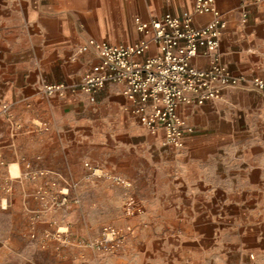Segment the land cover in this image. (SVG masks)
Masks as SVG:
<instances>
[{
  "label": "crops",
  "instance_id": "0c3cea01",
  "mask_svg": "<svg viewBox=\"0 0 264 264\" xmlns=\"http://www.w3.org/2000/svg\"><path fill=\"white\" fill-rule=\"evenodd\" d=\"M214 1L221 60L264 78V0ZM194 5L0 0V264H264L262 93L229 87L180 105L194 131L176 147L143 125L122 84L95 101L42 91L82 80L99 61L89 40L147 38L136 17L213 18Z\"/></svg>",
  "mask_w": 264,
  "mask_h": 264
},
{
  "label": "built area",
  "instance_id": "2783aa9c",
  "mask_svg": "<svg viewBox=\"0 0 264 264\" xmlns=\"http://www.w3.org/2000/svg\"><path fill=\"white\" fill-rule=\"evenodd\" d=\"M194 11L210 12L213 18L196 26L191 14L166 13L147 21L136 17L138 31L147 38L133 43L89 40L82 50L94 47L99 61L81 81L44 83L43 93L56 96L83 91L95 101L101 89L122 84L143 125L152 133L161 132L165 144L183 147L194 127L179 113L180 105L203 104L218 99L229 87L244 85L264 95V78L234 74L221 60L218 49L226 23L215 1L195 0ZM151 42L156 51L143 57ZM200 56L206 65L193 63Z\"/></svg>",
  "mask_w": 264,
  "mask_h": 264
},
{
  "label": "rangeland",
  "instance_id": "374dc122",
  "mask_svg": "<svg viewBox=\"0 0 264 264\" xmlns=\"http://www.w3.org/2000/svg\"><path fill=\"white\" fill-rule=\"evenodd\" d=\"M240 264H244V263H240Z\"/></svg>",
  "mask_w": 264,
  "mask_h": 264
}]
</instances>
